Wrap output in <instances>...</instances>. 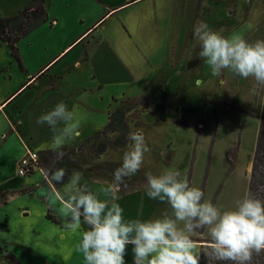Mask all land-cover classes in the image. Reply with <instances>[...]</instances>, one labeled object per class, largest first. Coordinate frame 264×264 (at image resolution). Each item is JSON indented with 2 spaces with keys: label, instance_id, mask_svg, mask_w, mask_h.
I'll return each instance as SVG.
<instances>
[{
  "label": "rangeland",
  "instance_id": "obj_1",
  "mask_svg": "<svg viewBox=\"0 0 264 264\" xmlns=\"http://www.w3.org/2000/svg\"><path fill=\"white\" fill-rule=\"evenodd\" d=\"M100 1L46 0L47 20L17 42L22 69L0 41V102L42 67L49 69L38 88L31 86L15 98L21 89L4 111L5 105L0 108V133L7 136H0V187L7 194L5 204H0V264H85L78 250L83 223L77 230L67 227L69 217L55 191L44 183L42 170L35 169L27 178L18 175L15 160L23 148L9 135L6 117L13 123L20 117L23 134L36 135L40 126L36 120L42 115L38 104L53 109L63 101L68 106L79 121L80 135L65 144L78 147L104 125L108 110L129 101L123 129L130 133L139 126L150 151L137 174L127 179L130 187L125 191L121 186L118 193L126 219L171 215L166 203L146 196L145 173L149 172L178 170L190 186L202 190L203 200L221 210L234 209L247 195L264 86L257 87L254 78L243 79L230 70L212 76L202 59L195 70L187 71L185 65L199 53V42L193 37L199 21L225 37L238 35L249 43L264 40V0H204L196 21L195 0H147L136 5L130 0ZM28 3L0 0V18L13 17ZM111 8L116 9L108 13ZM125 32L138 43L122 41L120 34ZM104 38L118 42L117 50H106L100 42ZM50 79L54 88L47 86ZM122 93L127 96L122 98ZM48 94L52 99L46 98ZM120 135L110 133L109 142L115 145ZM126 142L124 146L132 145L129 139ZM131 145L106 153L102 161L120 166ZM85 150L78 165L92 168ZM99 167L104 169V164ZM70 178L57 191L63 192ZM112 180L90 174L81 183L97 192ZM12 187L35 190L14 195L18 190ZM48 205L51 215L60 217L58 224L46 219ZM26 207L29 213L22 211ZM200 237L210 239L208 230ZM125 260L132 264L131 246Z\"/></svg>",
  "mask_w": 264,
  "mask_h": 264
},
{
  "label": "clouds",
  "instance_id": "obj_2",
  "mask_svg": "<svg viewBox=\"0 0 264 264\" xmlns=\"http://www.w3.org/2000/svg\"><path fill=\"white\" fill-rule=\"evenodd\" d=\"M193 37L199 42L198 57L205 61L212 76L225 70L248 79L257 87L264 86V40L249 43L243 37H225L212 30L204 21L193 27ZM37 124H47L54 132L53 147L57 161L64 157L61 149L66 141L80 135L79 121L63 102L42 114ZM63 124V127L59 125ZM131 150L112 173L113 180L97 192L82 184V173L74 172L63 192L55 191L61 210L69 217L67 227L83 231L78 250L85 264H127L125 257L131 246L132 264H200L201 249L215 261L232 264H252L253 256L264 253V200L245 195L234 209L221 210L204 193L190 186L178 170L169 169L159 175L145 173V194L149 199L166 203L171 209L153 219H126L117 202L126 179L137 174L150 148L142 130L129 133ZM64 168L45 171V179L55 186L63 183ZM103 196L105 199H101ZM207 229L210 240L201 245L192 237Z\"/></svg>",
  "mask_w": 264,
  "mask_h": 264
},
{
  "label": "trees",
  "instance_id": "obj_3",
  "mask_svg": "<svg viewBox=\"0 0 264 264\" xmlns=\"http://www.w3.org/2000/svg\"><path fill=\"white\" fill-rule=\"evenodd\" d=\"M46 20L47 13L44 6V0H30L28 6L13 17L0 18V41L6 44L11 57L16 60L20 69H22V64L19 57L18 48L16 46L17 42L22 37L26 36L29 32H31L33 29H35L40 23L45 22ZM199 64L200 60L194 58L188 63L187 66L188 68L193 69ZM122 120L123 118L119 114L109 115L108 123L105 128L102 131L94 134L85 145L79 147L76 150L62 148L61 151L64 152V157L60 161H57L54 150L39 152L40 168L43 171V175L45 171L49 170V172H51L55 171L56 168H64L67 172L63 181L64 183L69 177H71V173H73V171H79L81 169L78 165V157L80 156L79 154L82 153V150H84L85 148L87 149V151L85 150V153L87 152V155L90 158L89 161L93 162L99 160L108 148L119 149L125 147L124 145L127 143L126 141L128 140V132L125 133L122 125ZM116 132H121V135L118 140L115 141L117 143L113 145L112 142H109L110 140L108 136L110 135V133ZM234 151L235 150H233L232 153ZM117 167H119V165L106 166L103 167L104 169L99 166H92V168H89L88 171H107L113 178L112 173ZM33 173L34 171L29 170L26 176H31ZM249 174L250 181L247 195L264 200V102L259 123L256 147L251 160ZM63 183L55 184L54 188L57 189ZM17 193L24 194L25 191L20 190ZM5 202L6 198L1 195L0 204H4ZM47 212L48 213L46 214V219L58 224L59 218L51 215L50 208H48ZM83 226L85 230L88 229V226L86 224H83ZM204 230L205 229L198 230L195 234L201 236L203 235ZM194 240L199 242L201 245H204L210 239L195 238ZM205 251L206 250L204 248L201 249L202 255L200 264H232V262L230 261H215L209 256L203 254ZM10 260L16 263L12 258H10ZM252 264H264V253H261L259 256L254 255Z\"/></svg>",
  "mask_w": 264,
  "mask_h": 264
},
{
  "label": "crops",
  "instance_id": "obj_4",
  "mask_svg": "<svg viewBox=\"0 0 264 264\" xmlns=\"http://www.w3.org/2000/svg\"><path fill=\"white\" fill-rule=\"evenodd\" d=\"M45 1L46 0H44V6H45V10H47V8H46V3H45ZM95 1H97V2H101L100 0H95ZM143 1H147V0H130V3L132 4V5H136V4H138V3H142ZM203 1L204 0H195V7H196V11H195V15H194V17H195V19H194V21H196V19L197 18H200L201 17V13H202V11H201V7L203 6ZM29 2H30V0H29ZM29 4V3H28ZM28 4L26 5V7L28 6ZM229 4V3H228ZM122 6V5H121ZM120 7V6H119ZM225 8H229V6H227L226 5V7ZM24 9V8H23ZM22 9V10H23ZM116 8H111L109 11H108V13H111L112 11H114ZM21 10V11H22ZM46 13H47V11H46ZM196 13H198L199 14V17H196L197 15H196ZM162 14H164V13H162ZM48 17V16H47ZM100 22V20L99 21H97V22H95L94 24H93V26H95L96 24H98ZM99 27V26H98ZM97 27V28H98ZM130 33V32H129ZM129 33H127V32H125V33H123V34H120L121 35V40L122 41H124V42H128V41H132V43H135V44H137L138 43V41H139V39H136V38H132L131 37V33L129 34ZM100 42L103 44V45H105V48H106V50H112V51H114V50H117V48H116V46L119 44L118 42H114V41H111V40H109L108 38H104V39H100ZM5 44V43H4ZM200 48V47H199ZM199 51H200V49H199ZM198 55V52L193 56L194 58H197V59H199L200 60V58L197 56ZM191 58L187 63H186V65H185V67H186V70L187 71H192V70H195L200 64H201V60H200V64L197 66V67H195V68H193V69H190V68H188V63L191 61V60H193L194 58ZM21 60V59H20ZM77 63L78 62H75L74 63V66H77ZM47 67V65L46 66H44V67H42V69H40V71H38L35 75H33L32 77H30L29 79H28V83H29V81L31 82L30 84H28V83H24L19 89H17L16 91H14L12 94H10V95H8V96H5L3 99H2V101L0 102V108H1V106H3V105H5L3 108H1V111H4L6 108H7V106H8V104L9 103H11V102H9V100L15 95V94H17L18 93V91H20L21 89V92L15 97V98H17L20 94H22L24 91H26L28 88H31V86H36L37 88L39 87V85L41 84V82H42V80L44 79V78H47L48 76L47 75H45L48 71H49V69H47V70H45V68ZM129 73H131L130 71H129ZM130 79L131 80H133L134 79V77L133 76H131L130 75ZM98 84H100V83H98ZM47 86L49 87V88H54V84H53V81H52V79H50L49 80V82L47 83ZM98 86V85H97ZM99 88V90H101L102 89V86H99L98 87ZM53 91V90H52ZM121 96H122V98L123 97H125V96H127L125 93H122L121 94ZM137 96H139V95H136V97H135V99H133V100H136V98H138ZM177 95H176V93H174V94H172V97H176ZM15 98H13L12 100H14ZM46 98H49V99H52V96H51V94H48V96L46 97ZM113 100H114V97H113ZM116 100V99H115ZM39 102H40V100H39ZM38 102V103H39ZM140 102H142V100L140 101ZM7 103V104H6ZM127 104H129V101H127V102H125L124 104H118V105H116L115 107H113L111 110H108L107 111V113H106V120H105V123H104V125L101 127V128H99L96 132H94V133H92L91 135H89L88 137H86V139L83 141V143L81 144V145H79L78 147H71V145H69V144H65L64 145V147L63 148H66V149H78L79 147H81V146H83V145H85L86 143H87V141L94 135V134H96V133H98V132H100V131H102L104 128H105V126L107 125V123H108V117H109V115H112V114H119L122 118H123V116H124V113L126 112V110H127V108H126V105ZM51 105H50V108H42V105L41 104H38V109L41 111V113L42 114H44V113H47L48 111H50L51 110ZM6 120L8 121V128H9V135H11V136H14L17 140H18V142L22 145V148H23V150H22V152L17 156V158H16V162H17V164H18V162H19V160L25 155V153H26V151L27 150H31V151H34V152H37L38 154H39V152H42V151H51V150H54V148H51L50 147V144L51 143H53V136L50 134V132L52 131L50 128H49V126L45 123V124H40V126H39V131H37L38 133H36V135H31V134H29V133H26V134H23V132H22V130H23V128H22V130H21V128L18 126V125H21L22 124V122H21V119H20V117H19V119L18 120H15V123H13L11 120H9L8 119V117H6ZM45 127V128H44ZM59 127H63V124H61V125H59ZM138 128H139V126H138ZM138 128H136V129H134V131H136V130H138ZM45 130H47L46 132H45ZM80 132V131H79ZM22 135L23 136H25V139L22 137ZM45 135V136H44ZM0 136L3 138V139H5L7 136L5 135V133H3V132H1L0 133ZM40 136V137H39ZM44 137V138H43ZM129 137V133H128V136H127V139H129L128 138ZM131 144H128V145H126L125 147H128V146H130ZM122 148H124V147H122ZM121 148V149H122ZM112 149V148H111ZM110 148H108L107 149V151L104 153V155L106 154V153H108V152H111V151H115V150H118V149H112L111 150ZM120 149V148H119ZM169 154H172L170 151H169ZM103 155V156H104ZM173 156H174V154H172ZM103 156L99 159V160H97V161H93L92 163H93V165L94 166H99V164H101V163H103L104 164V167H106V166H111V165H118V164H109V163H107V162H105V161H102V159H103ZM171 162V161H170ZM85 163V162H84ZM99 163V164H98ZM89 166H86V165H83L82 166V168H81V166H80V170L79 171H73V173L74 172H80V173H82V177H88V176H90V174H92V175H105V176H108V177H110V178H112L111 177V175L107 172V171H96V170H93V171H88V168ZM249 169H250V166H249ZM100 172V173H99ZM73 173H71V176H72V174ZM33 175V174H32ZM24 177V176H23ZM26 178H27V176H25ZM28 177H30V176H28ZM44 183L46 184V185H48V186H50L54 191H57V189L56 188H54L53 187V185L51 184V183H49L46 179H45V177H44ZM130 184V183H129ZM128 184V185H129ZM125 186V188H123V189H125V191L130 187V186ZM12 188H14V187H12ZM13 190H18V189H16V188H14ZM20 190H24V189H20ZM20 190H18V191H20ZM35 189L34 188H32V189H29V190H24L25 191V193H29V194H31L33 191H34ZM18 191H14L13 192V194L14 195H17L18 193ZM31 192V193H30ZM131 192V191H130ZM24 193V194H25ZM10 194H12V193H10ZM3 196L4 198H6V200H7V194L6 193H3V191H2V188L0 187V196ZM5 204V203H4ZM48 208H50V210L52 209L51 207H49V205L47 206V209ZM23 212H28L29 213V209H28V207H26L25 209H23L22 210ZM27 213V214H28ZM51 213H52V210H51ZM53 216V215H52ZM55 217V216H54ZM56 217H58V216H56ZM59 218V220H60V217H58ZM66 219V218H65ZM195 238H204V237H200V236H197L196 234H194V239ZM199 243V242H198Z\"/></svg>",
  "mask_w": 264,
  "mask_h": 264
},
{
  "label": "built area",
  "instance_id": "obj_5",
  "mask_svg": "<svg viewBox=\"0 0 264 264\" xmlns=\"http://www.w3.org/2000/svg\"><path fill=\"white\" fill-rule=\"evenodd\" d=\"M40 169V156L37 152L27 150L18 162V175L26 176L29 170ZM43 172V171H42Z\"/></svg>",
  "mask_w": 264,
  "mask_h": 264
}]
</instances>
